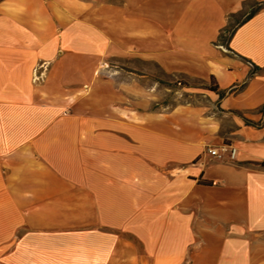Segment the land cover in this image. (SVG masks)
Here are the masks:
<instances>
[{
	"label": "crops",
	"instance_id": "0c3cea01",
	"mask_svg": "<svg viewBox=\"0 0 264 264\" xmlns=\"http://www.w3.org/2000/svg\"><path fill=\"white\" fill-rule=\"evenodd\" d=\"M0 264H264V0H0Z\"/></svg>",
	"mask_w": 264,
	"mask_h": 264
},
{
	"label": "rangeland",
	"instance_id": "374dc122",
	"mask_svg": "<svg viewBox=\"0 0 264 264\" xmlns=\"http://www.w3.org/2000/svg\"><path fill=\"white\" fill-rule=\"evenodd\" d=\"M248 10L245 8L243 12L231 19V25H236L243 20ZM113 66L111 64L103 65L101 71L105 73H101V76H109L116 70ZM126 70L136 73L135 76H132L134 80L129 79L131 76H120V78L127 82H133L140 88L149 89V96L154 97L156 101V104L152 106L154 110L169 109L184 103H208L204 90L206 87L199 81L183 76L166 75L156 65L148 63L130 64L127 65Z\"/></svg>",
	"mask_w": 264,
	"mask_h": 264
},
{
	"label": "built area",
	"instance_id": "2783aa9c",
	"mask_svg": "<svg viewBox=\"0 0 264 264\" xmlns=\"http://www.w3.org/2000/svg\"><path fill=\"white\" fill-rule=\"evenodd\" d=\"M48 64L46 62L41 63L37 66L34 71V82L40 83L45 78V73L47 70ZM230 147L227 144H223L220 147H207V153L216 160H222L229 153Z\"/></svg>",
	"mask_w": 264,
	"mask_h": 264
},
{
	"label": "trees",
	"instance_id": "16d2710c",
	"mask_svg": "<svg viewBox=\"0 0 264 264\" xmlns=\"http://www.w3.org/2000/svg\"><path fill=\"white\" fill-rule=\"evenodd\" d=\"M262 5L256 7V8H253L250 13H246V16L244 17L243 20H241L240 22H238L236 25H231V23L225 27L221 33H220V36H219V41L222 42V44H225L227 43V41H229V39L233 36L235 30L238 28V26L242 25L243 23H245L247 20H249L257 11L258 9L261 7ZM238 15V14H237ZM237 15H231L230 16V19H234ZM209 90H212V91H216L217 89L214 87V86H208L207 87Z\"/></svg>",
	"mask_w": 264,
	"mask_h": 264
}]
</instances>
